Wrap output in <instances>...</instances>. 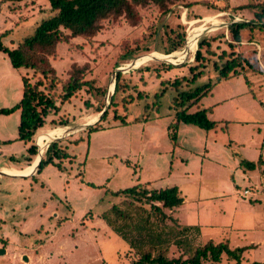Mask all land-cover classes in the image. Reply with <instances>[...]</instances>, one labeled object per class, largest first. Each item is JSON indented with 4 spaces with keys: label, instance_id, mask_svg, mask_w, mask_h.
<instances>
[{
    "label": "rangeland",
    "instance_id": "obj_1",
    "mask_svg": "<svg viewBox=\"0 0 264 264\" xmlns=\"http://www.w3.org/2000/svg\"><path fill=\"white\" fill-rule=\"evenodd\" d=\"M263 4L264 0H171L161 8L150 3L137 6L140 14L137 24L125 16L111 17L95 36L59 43L50 59L58 72L55 82L58 86L54 93L48 86L45 91L51 93L60 107L47 120L49 129L63 127L69 133L48 144L59 142L69 157L62 161L61 169L49 164L34 177H0V250L7 246V252L0 255V264H24L23 255H33L38 247L44 248V257L36 256L33 262L30 256V264H133L141 251L113 231L100 216L114 203L129 213V218L119 220L121 224H132L140 214H150L152 228L167 239L171 237L163 250L170 258L191 256L210 239L233 246L256 240L252 236L259 234L253 231L254 226H247L252 230L237 231L238 218L251 223L255 219L260 221L264 234V214H260L264 213L263 205L251 208L248 195L240 196L245 188L252 193L255 188L254 178H243L246 167L240 160L257 161L264 155V31H246V41L234 44V50L253 63V69L238 68L240 76L221 79L214 67L223 50L227 53L232 50L227 44L232 42L228 26L235 21L258 22L254 13ZM247 5L250 6L240 8ZM52 14L48 0L18 3L0 0V35L4 33V44L17 47L43 18ZM193 28L197 48L200 39L216 37L212 48H202L205 58L199 62L194 59L196 50L186 54L190 47L188 34ZM250 36L256 44L247 42ZM177 41L181 42L178 49L165 53ZM154 53L170 56L172 61L154 57ZM74 62L85 70L83 79L92 83L62 101L63 82ZM130 62L139 64L118 70ZM169 64L174 67L169 69ZM196 65L203 74L193 82L190 67ZM119 71L123 77L116 95L117 105L109 108L99 130L89 131L86 124L99 118L98 107L110 104L114 93L110 85H115ZM33 73L34 70L23 68L14 74L4 65V58H0V109L21 100L22 77L27 75L34 83L42 75L40 71L35 76ZM249 75L254 79L253 92L246 82ZM177 79L182 83L179 89L173 86ZM209 81L211 90L188 111L210 108L208 116L216 122L215 128L206 130L181 122L174 142L170 135L175 129L170 125L175 121L176 109L181 108L174 104V97L181 90ZM116 112L120 115L118 119L114 118ZM65 119L70 124L58 125ZM19 123L20 110L0 113V167L20 168L30 162L28 146L17 139ZM49 129H41L34 136L39 147L35 160L41 152L40 134ZM46 149L47 145L41 154ZM35 160L19 170L36 166ZM4 169L7 168L3 172L11 174ZM246 173L250 177L260 175L257 169L255 173ZM136 184L149 189L176 185L187 198V206L166 208L169 216L162 220L151 204L112 195V191ZM59 213L71 218H57ZM196 225L203 229L202 234L183 230L185 226ZM134 234L138 236L134 232L130 237H135ZM74 238L76 246L72 244ZM176 238L190 248L189 254L184 244L173 242ZM143 250H151L153 255L162 251L147 244ZM263 258L264 245H260L257 250L245 252L241 261L251 264L264 261ZM204 264H236V261L223 254L220 262L205 260Z\"/></svg>",
    "mask_w": 264,
    "mask_h": 264
},
{
    "label": "trees",
    "instance_id": "obj_2",
    "mask_svg": "<svg viewBox=\"0 0 264 264\" xmlns=\"http://www.w3.org/2000/svg\"><path fill=\"white\" fill-rule=\"evenodd\" d=\"M13 3L22 2L24 0H6ZM53 12L52 15L43 18L33 29L31 34L24 37L22 42H19L17 47L11 48L4 44L2 37L4 33L0 35V52L7 54L12 66L15 69H32L34 70L33 76L37 71H40L42 75L37 77L36 82H32L31 78L27 75L22 77L23 81V96L21 100L12 107H4L0 109V113L9 114L16 110H20V123H19V135L17 139L23 140L27 144L29 143L28 152L30 156L37 155L38 145L34 142V136L40 129L48 128V116L52 112L59 111V105H57L56 99L51 95L57 89L56 77H58L57 69L52 65L50 59L57 52L58 44L70 38L75 37H93L99 33L103 28V22L111 17L117 18L125 16L133 24H137L140 21V14L137 10V6L147 5L154 3L161 8H165L171 0H48ZM247 6H241L240 8H247ZM255 20L250 21H235L228 26V32L232 37V42L227 43L232 49L229 53L225 50L219 55V61L214 62V67L219 70V78L228 79L233 76H240L238 68L249 67L253 69V63L245 55L237 53L234 50L235 43H242L246 31L253 32L255 29L264 31V4L260 6L259 11H255ZM194 21V20H192ZM183 37V35H181ZM222 38L224 33L221 34ZM249 37L248 41H255ZM216 37L212 39L202 38L198 42V48L195 51L194 59L196 61H202L205 55L202 48H212V41H215ZM181 42L177 41L173 45L169 46L165 53L169 54L178 49ZM225 59V60H224ZM224 60V61H223ZM220 62V63H218ZM203 64V63H202ZM199 65L190 67V71L193 73V82L202 76V71H197ZM173 64H169L168 68L172 69ZM124 69V68H123ZM148 69V68H147ZM84 69L79 67L77 63H72L69 69V77L63 82V95L62 101L70 99L78 90H81L83 86L91 85L92 82L87 79H83ZM262 72V71H261ZM42 76V77H41ZM122 73L119 71L116 76V83L114 93L110 98V104L107 109L105 106L98 107L97 112H103L100 119L93 125L89 126V131L99 130V124L108 116L109 108L116 106V95L121 89ZM246 78V74L244 75ZM184 79V78H183ZM45 80V81H44ZM59 80V78L57 79ZM48 82V83H47ZM246 82L248 86L252 85L253 81L247 76ZM181 81L177 79L173 86L179 89ZM42 86H45L43 89ZM46 86L50 89V92H46ZM249 86V87H250ZM212 88V83H208L191 89L181 90L178 95L174 97V104L181 108L176 109L175 122L170 125L174 127L175 131H172L171 138L175 142L177 138V129L181 122L186 124H194L206 130L214 129L216 122L208 116L210 108L198 109L195 112H189L188 108L197 104L199 100L208 94ZM165 93L163 91L161 94ZM116 110V109H115ZM120 115L116 112L115 119H118ZM51 120L50 122H53ZM49 122V123H50ZM70 124L67 119L61 120L58 125ZM8 142V141H5ZM69 157L68 152L59 142L53 141L49 144L45 150L43 157L38 164L37 172H41L44 167L49 164H53L61 169V163ZM14 158V157H12ZM29 161L31 157H27ZM58 160V161H57ZM263 161H250L243 158L240 163L244 167L251 170L257 168ZM90 185L96 186L90 182ZM112 195L115 197H123L127 200L145 201V203L151 204L152 210L158 213L162 220L169 215L165 212V209H173L182 206L184 204V196L178 186H170L159 189H149L148 187L136 184L124 189L112 191ZM114 203L108 209L101 213V217L106 223L119 234L124 240L128 241L130 245L141 251V256L133 264H204L205 260H211L214 262H220L222 255L226 254L228 258L236 261V264L242 263V255L245 247L231 248L227 242L215 243L213 240L208 242L202 247L196 248L188 257H168L164 251L165 247L171 241V237L167 239L162 236V232H156L151 225L150 214L145 216L139 215L137 220L131 221L132 224L119 223L122 218H129V213L124 211L120 206ZM132 203H129L131 205ZM145 211V210H144ZM177 220V219H175ZM178 222V221H177ZM185 232L188 230L195 231L201 234L199 226H185L183 227ZM136 233L138 236L130 237L132 233ZM183 231V232H184ZM173 242L177 245L184 244L187 248L185 251L189 254L190 248L185 245L181 239H173ZM145 244L151 249L158 248L162 250L157 255H153L151 250L144 251ZM180 246V245H179ZM164 250V251H163ZM105 264V263H102ZM251 264H264V262L254 261Z\"/></svg>",
    "mask_w": 264,
    "mask_h": 264
},
{
    "label": "crops",
    "instance_id": "obj_3",
    "mask_svg": "<svg viewBox=\"0 0 264 264\" xmlns=\"http://www.w3.org/2000/svg\"><path fill=\"white\" fill-rule=\"evenodd\" d=\"M246 40H244L243 42H245ZM247 42H250V43H255L256 44V41H248L247 40ZM4 58V65L5 66H8L9 67V69L14 73V74H16V72H17V70L18 69H15L13 66H12V64H11V62H10V59H9V57L7 56V54H4L3 52H0V58ZM21 70V69H20ZM249 77L251 78V80L254 82V79H253V76H251V75H249ZM249 87V86H248ZM252 87L253 86H250L249 87V89H250V91H252L253 92V90H252ZM101 113L102 112H99V118L98 119H96L95 120V122L94 123H96L99 119H100V117H101ZM175 122V121H174ZM94 123H88V125L86 124V126H90V125H94ZM88 127L86 128V129H88ZM46 129H49V127L48 128H46ZM41 130V129H40ZM18 138V137H17ZM5 141H7V140H5ZM9 141V140H8ZM24 144L25 145H27L28 147H29V143L27 144L26 142H24ZM14 155V154H13ZM37 155H34L33 157L32 156H30L29 155V157H31L32 158V160L27 164V165H25L24 167H26V166H29L31 163H33V161L35 160V157H36ZM262 156H264V155H260V157H259V159H262V163L261 164H259L258 166H257V168H255V169H253V170H249V169H246L245 168V170H243L242 171V175H243V178H245L244 176H247L248 177V179L249 180H252V178H254V181H253V184H254V189H253V192L254 193H252V191L250 190V189H248V188H245L244 190H243V192H242V194H240V196H244V195H248V197H249V199H248V206H250L251 208H253L255 205H257V206H262V209H264V157L262 158ZM13 157V156H12ZM43 157V154H42V156H41V158ZM14 159V158H13ZM243 159V158H242ZM241 159V160H242ZM258 159V160H259ZM240 160V161H241ZM257 160V161H258ZM251 161V160H250ZM252 161H256V160H252ZM10 168L11 167H14V168H18V169H22V168H24V167H15V166H13V165H11V166H9ZM3 168H8V166H3V167H0V177H2V175H7V176H12V177H24V178H29V177H34L36 174H38V172H37V170H38V165H37V168H36V171H35V173H33L32 175H30V176H26V175H11V174H7V173H5V172H3L2 171V169ZM256 169L259 171V173H260V175H258V176H255V177H253L254 175H251V177L249 176V174H247L246 172H250V173H255V171H256ZM256 178H258V179H256ZM259 182H260V184H259ZM238 185V184H237ZM246 189H248L249 191H250V193H247V194H244V191L246 190ZM183 195V194H182ZM185 198V197H184ZM187 203H188V200H187V198H185V200H184V204H182V206L184 205H186L187 206ZM247 204V203H246ZM241 205V204H240ZM182 206H180V207H182ZM242 207H245L246 205L245 204H243V205H241ZM177 208H179V207H177ZM190 208V207H189ZM246 209H247V206L245 207ZM191 209V208H190ZM192 210V209H191ZM193 211V210H192ZM236 212V211H235ZM191 213V212H190ZM240 215H242V216H244L245 215V213H239ZM260 214H264V213H260ZM60 216H63L62 214L60 215V213H59V216L57 215V218L58 217H60ZM63 217H65V218H71V217H68V216H63ZM198 218H199V216H197ZM230 217H232V213H231V215H230ZM56 218V219H57ZM234 218V217H233ZM232 218V219H233ZM231 219V218H230ZM231 219V220H232ZM198 220H201V219H198ZM235 220V219H234ZM238 220H239V223H237V226L238 227H236L237 228V231L239 232H242V231H245V230H248V229H251L252 230V227H247L248 225L249 226H254V230L253 231H255L257 234H259V236H256V235H254V236H252V237H257V239L256 240H254V239H251V241L248 243V244H246V245H244V244H238V242L233 246L230 242H229V246L231 247V248H236V247H245V250H244V252H243V254L245 253V252H248L249 250H251V249H255V250H257V248H258V246H260V245H264V234L262 233V231H261V222L260 221H256V219L254 220V221H252V223L251 222H248L247 220H246V218H244V219H241L240 220V218H238ZM233 221V220H232ZM239 229V230H238ZM70 231H72V230H70ZM202 232H203V229L201 228V234H202ZM74 241H72L73 243V245L74 246H76L77 245V239L76 238H74L73 239ZM210 240H212V239H210ZM75 242V243H74ZM223 242H226V241H223ZM61 243H63V242H61ZM61 243L59 244V246L61 245ZM71 243V242H70ZM217 243V242H216ZM219 243V242H218ZM228 243V242H227ZM232 245V246H231ZM5 248V253L7 252V246H5L4 247ZM43 247H38V248H36L35 250H34V254L32 255V254H24L23 255V262H24V264H30V261H31V258H30V256L32 257V259H33V262H34V258H36V256H38L40 259H42L44 256H42V253H44V251H43V249H42ZM42 249V250H41ZM57 250H59V247H58V249ZM28 253V252H27ZM1 255V254H0ZM264 259V258H263ZM254 262V261H253ZM259 262H264L263 260L262 261H259Z\"/></svg>",
    "mask_w": 264,
    "mask_h": 264
},
{
    "label": "bare ground",
    "instance_id": "obj_4",
    "mask_svg": "<svg viewBox=\"0 0 264 264\" xmlns=\"http://www.w3.org/2000/svg\"><path fill=\"white\" fill-rule=\"evenodd\" d=\"M205 18H208V17H205ZM207 20H210V17ZM194 21L196 23L198 20H194ZM192 25H194V24H192ZM195 30H196V28H193L192 30H190V32L188 34L189 41H190V47L186 51V54H189L191 51L194 52L196 50V48H197V42H196V40L194 38V34H193V32ZM189 50H190V52H189ZM154 57H159V58H164V59L166 58V59H170L172 61L170 56H164V55H161V54H158V53H154ZM131 62L127 63V64L124 63V65L121 66V68L118 69V70H121L122 68H124V69H129L131 67L135 68L139 64V63H137V64L135 63L136 65H134V64H131ZM114 88H115L114 83H111L110 90L112 91ZM94 120H95V117L91 121H94ZM66 132H68V129L67 128H63V127H61V128L60 127L59 128H53V129H49V130L41 132L40 138H39V142H38V144L42 148V149H40L41 152L44 151V148L46 147V145L51 140L57 139L59 135H64V134H66ZM41 152H40V156H38L39 159H36L35 162H34V164L36 165L34 167L31 166V167L27 168L26 170H19V169H15L13 167H11V168L8 167L7 169H4V170L9 172V173H11L14 176L15 175H29V174H32L35 171V169L37 168V163H39V161H40V158L42 156Z\"/></svg>",
    "mask_w": 264,
    "mask_h": 264
},
{
    "label": "water",
    "instance_id": "obj_5",
    "mask_svg": "<svg viewBox=\"0 0 264 264\" xmlns=\"http://www.w3.org/2000/svg\"><path fill=\"white\" fill-rule=\"evenodd\" d=\"M107 107H108V105L105 106L104 110H106ZM104 110L102 111L101 115L103 114ZM87 125H88V124H87ZM48 146H49V144H47V147H48ZM37 155H39V150H38ZM40 160H41V158H40ZM39 162H40V161H39ZM38 164H39V163H38ZM4 253H5V250H4V249H1V250H0V254H4Z\"/></svg>",
    "mask_w": 264,
    "mask_h": 264
},
{
    "label": "built area",
    "instance_id": "obj_6",
    "mask_svg": "<svg viewBox=\"0 0 264 264\" xmlns=\"http://www.w3.org/2000/svg\"><path fill=\"white\" fill-rule=\"evenodd\" d=\"M247 193H250V191H249L248 189H246V190L244 191V194H247Z\"/></svg>",
    "mask_w": 264,
    "mask_h": 264
},
{
    "label": "flooded vegetation",
    "instance_id": "obj_7",
    "mask_svg": "<svg viewBox=\"0 0 264 264\" xmlns=\"http://www.w3.org/2000/svg\"><path fill=\"white\" fill-rule=\"evenodd\" d=\"M40 149H42V148L40 147Z\"/></svg>",
    "mask_w": 264,
    "mask_h": 264
}]
</instances>
